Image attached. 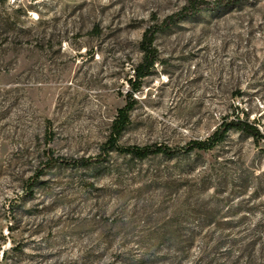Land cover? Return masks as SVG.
<instances>
[{
  "label": "rangeland",
  "instance_id": "1",
  "mask_svg": "<svg viewBox=\"0 0 264 264\" xmlns=\"http://www.w3.org/2000/svg\"><path fill=\"white\" fill-rule=\"evenodd\" d=\"M189 2L0 0V264H264V138L72 163L107 140L144 30ZM210 5L155 33L120 145L264 134V0Z\"/></svg>",
  "mask_w": 264,
  "mask_h": 264
},
{
  "label": "trees",
  "instance_id": "2",
  "mask_svg": "<svg viewBox=\"0 0 264 264\" xmlns=\"http://www.w3.org/2000/svg\"><path fill=\"white\" fill-rule=\"evenodd\" d=\"M240 0H216L211 3L204 0H190L189 5L175 14L168 16L159 24H154L147 27L142 35V39L139 44V48L142 52L141 61L134 68V80L130 81L131 88L125 95V103L122 107L118 108L117 115L114 118L110 133L107 140L101 145L100 152L95 156H88L73 160L72 163L80 166H88L92 163H98L104 160L105 154L111 150H115L121 153L130 154L133 157L144 158L149 155L162 154L166 156H172L176 153L190 152L192 150H209L219 143L225 134L230 130H237L246 133L247 135L255 138H264V134H261L256 125L241 119L222 120L216 129L204 139H192L189 140L184 146L175 149L165 144H151V145H120L118 142L119 136L124 127L129 122V112L133 108L134 100L132 94L138 90L141 86V81L146 77L156 60V50L153 45L155 33L167 28L171 23L184 19L188 15H193L204 9V6L219 7L222 5H231L239 2ZM204 5V6H203ZM47 160L45 165H50L53 162L63 161L54 158L50 151L46 154ZM64 162V161H63Z\"/></svg>",
  "mask_w": 264,
  "mask_h": 264
}]
</instances>
